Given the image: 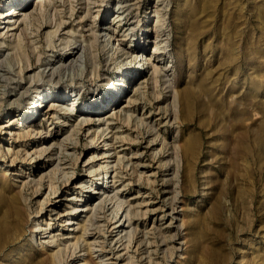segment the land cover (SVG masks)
<instances>
[{
	"label": "rangeland",
	"instance_id": "rangeland-1",
	"mask_svg": "<svg viewBox=\"0 0 264 264\" xmlns=\"http://www.w3.org/2000/svg\"><path fill=\"white\" fill-rule=\"evenodd\" d=\"M10 7L22 14L11 29L0 13V264H82L88 248L85 264H264V0ZM72 38L82 70L49 74ZM87 202L83 235L56 217L81 221Z\"/></svg>",
	"mask_w": 264,
	"mask_h": 264
},
{
	"label": "bare ground",
	"instance_id": "bare-ground-1",
	"mask_svg": "<svg viewBox=\"0 0 264 264\" xmlns=\"http://www.w3.org/2000/svg\"><path fill=\"white\" fill-rule=\"evenodd\" d=\"M119 1V0H118ZM114 2V1H113ZM121 2V1H120ZM120 7H122V6H120ZM156 12H157V14H159L160 12L156 9ZM0 13L1 14H4L5 16H7V15H14V16H10V17H7V18H5L4 19V21H6V24H4L3 26H2V28H4V27H10L11 29L14 27V24H15V22H16V20L18 19V17L22 14L21 12H20V10H18V11H16V9L15 8H12V7H10V8H8V9H6V10H3V11H0ZM120 13V12H119ZM0 14V15H1ZM122 14V12L119 14V15H121ZM22 20V19H21ZM157 22L159 21V19H157L156 20ZM0 26H1V24H0ZM58 26V25H57ZM103 27H106V25H103L102 26V28L100 29V30H103V29H105V28H103ZM8 31V30H7ZM105 35V34H104ZM94 38V37H93ZM83 45H81V43H77V39H75V38H72V46H70L69 48H68V51L66 52V54L62 57V56H59V57H54V58H50L45 64H44V70H46L49 74H53V73H55V74H58V72L60 71V70H64V69H68L69 70V74H72V68H73V65L75 64V65H78L79 67V69H81L82 70V66H83V62H84V54L82 53L83 52ZM66 51V50H65ZM2 53V52H1ZM28 60V59H27ZM151 60V57H148L147 59H146V61H150ZM139 62V65H141V67H142V69H144V67H143V63H141V61L139 60L138 61ZM2 64H1V60H0V76H4L5 75V70L6 69H3L2 67ZM168 66L169 65H167V67L166 68H168ZM20 69H21V66H20ZM45 71V72H46ZM124 84V82H121V81H119V84ZM16 85V84H15ZM21 86V85H20ZM20 88V87H19ZM115 97V96H114ZM74 105V99L72 100V102L70 103V104H68V105H66L67 107L66 108H71L70 106H73ZM50 108V107H49ZM68 110V109H67ZM70 110V109H69ZM15 116H12V117H9L8 118V121H9V124H14L15 123V121L18 119V118H14ZM106 119V118H105ZM86 123V122H85ZM90 122H87L86 124H89ZM16 124V123H15ZM101 124V123H100ZM103 124V123H102ZM58 145L59 146H61V145H63L62 143H60V141L58 142ZM57 146V145H56ZM181 147H182V144L180 143V144H178V147H177V150H176V154H180V149H181ZM54 148V147H53ZM41 150V149H40ZM177 151H178V153H177ZM51 154V153H50ZM50 156V155H49ZM57 157V156H56ZM104 172V171H103ZM0 175H2V174H0ZM107 175V174H106ZM111 175V174H110ZM110 175L107 177V180H108V183L106 184L108 187H111L112 185H110L109 183H110V181H111V179H110ZM90 176H93V174L92 175H90ZM106 177V176H105ZM2 178V177H1ZM110 190H111V188H110ZM93 193H97V191H93ZM113 196H115V194L113 195ZM91 197H96L95 195H91L90 196V198ZM112 197V196H111ZM76 199H79V198H76ZM92 200V199H91ZM90 204V205H89ZM95 205H94V202L91 204V203H85V205L84 206H81V207H78V206H76V208H75V212L76 211H79V213H78V217H80V220L81 221H75V220H73L72 218H67L66 216L70 213V212H67V211H62V212H59V213H57V216L56 217H58V219H60V218H63V220H66V223L68 224V225H70L71 227H67L66 229H70L71 231H73L74 232V229H77V227L79 226V228L81 229V235H83L84 234V232H86V230H87V226H89V224L87 223V221H89L90 219H95V218H91V216L89 215V211H90V209L91 208H95L94 207ZM90 213H91V211H90ZM91 222V221H90ZM95 222V221H94ZM88 225H87V224ZM65 224V223H64ZM90 225H91V223H90ZM120 225V224H119ZM41 225H35L34 226V229L35 230H39V227H40ZM37 227V228H36ZM117 227V226H116ZM43 229V228H42ZM122 230V229H121ZM36 231V232H37ZM69 231V230H68ZM79 231V230H78ZM77 231V232H78ZM68 234V233H67ZM70 234H72V233H70ZM86 234V233H85ZM63 235V234H62ZM63 237H65L66 239H68V240H74V243L72 244V245H77L76 243H77V241H76V236H72V235H65V236H63ZM81 238V237H80ZM64 239V238H63ZM86 239V238H85ZM58 240V239H57ZM50 243L52 242V244H53V242H55V238H53L52 236H51V238H50V240H48ZM47 241V242H48ZM60 241V240H59ZM62 241V240H61ZM66 241V240H65ZM44 242V241H43ZM48 242V243H49ZM56 243V244H55ZM54 243V245L55 246H57L58 245V243H60V242H55ZM70 243V242H69ZM49 245V244H48ZM51 249V248H50ZM58 249V248H57ZM92 249V248H91ZM59 251V250H58ZM117 251V250H116ZM72 253V252H71ZM87 254H85V256L87 255V258L88 259H86V257H83L82 259H83V262H82V264H85L86 262H87V260H89V259H91V251L89 250V248L87 249V252H86ZM93 253V252H92ZM43 254V253H42ZM80 255V254H79ZM83 256V255H82ZM101 258V257H100ZM98 261H94V262H92L93 264H98L97 263ZM88 264V263H87ZM112 264V263H111Z\"/></svg>",
	"mask_w": 264,
	"mask_h": 264
}]
</instances>
